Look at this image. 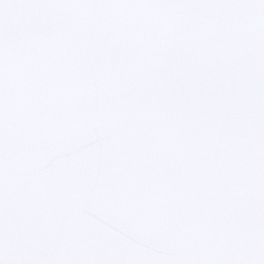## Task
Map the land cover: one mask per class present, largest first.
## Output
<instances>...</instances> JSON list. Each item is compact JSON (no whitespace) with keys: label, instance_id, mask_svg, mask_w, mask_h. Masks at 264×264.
Here are the masks:
<instances>
[{"label":"snow or ice","instance_id":"snow-or-ice-1","mask_svg":"<svg viewBox=\"0 0 264 264\" xmlns=\"http://www.w3.org/2000/svg\"><path fill=\"white\" fill-rule=\"evenodd\" d=\"M0 264H264V0H0Z\"/></svg>","mask_w":264,"mask_h":264}]
</instances>
